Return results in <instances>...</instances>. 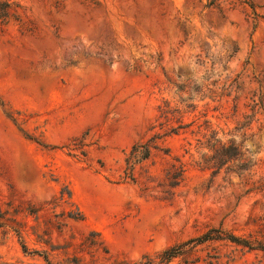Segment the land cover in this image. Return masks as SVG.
<instances>
[{
  "label": "rangeland",
  "instance_id": "374dc122",
  "mask_svg": "<svg viewBox=\"0 0 264 264\" xmlns=\"http://www.w3.org/2000/svg\"><path fill=\"white\" fill-rule=\"evenodd\" d=\"M214 143L240 155L214 163ZM0 210V264H133L215 227L260 238L264 0H0Z\"/></svg>",
  "mask_w": 264,
  "mask_h": 264
},
{
  "label": "trees",
  "instance_id": "16d2710c",
  "mask_svg": "<svg viewBox=\"0 0 264 264\" xmlns=\"http://www.w3.org/2000/svg\"><path fill=\"white\" fill-rule=\"evenodd\" d=\"M210 147L215 153L213 158L214 163H218L220 165H223L232 160L234 157L240 155L237 147L231 144H222L220 146H216L214 143L211 144ZM150 152L151 150L148 143L134 144L131 147L125 158L126 177L133 176L132 173L135 166L148 159ZM166 175L167 179L170 181V185L176 186L181 180L182 170L180 166L173 164L167 171ZM2 218L3 212L0 210V219ZM1 223L2 222H0V226L2 225ZM260 227H264V222L261 223ZM216 240H227L232 243L247 247L248 249H260L264 251V234L260 238L256 234H249L247 237H241L235 234H226L222 229L215 227L208 229L200 235L168 246L153 257L147 255L143 256L139 261H136L133 264H170L172 261H174V259H180V261L185 264H212V262L203 260L202 256L199 254L198 246L206 242Z\"/></svg>",
  "mask_w": 264,
  "mask_h": 264
}]
</instances>
